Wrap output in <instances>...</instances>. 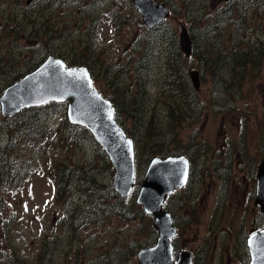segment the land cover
Here are the masks:
<instances>
[{"label":"rangeland","instance_id":"374dc122","mask_svg":"<svg viewBox=\"0 0 264 264\" xmlns=\"http://www.w3.org/2000/svg\"><path fill=\"white\" fill-rule=\"evenodd\" d=\"M162 1L171 15L148 27L133 0H0V93L50 54L88 66L105 96L124 102L126 94L140 104L144 115L125 119L141 135L136 184L154 143L164 147L156 155L191 156L188 184L167 201L177 253L192 250L194 264H248L250 229L264 227L256 204L264 157V0ZM183 26L192 37L190 55L180 46ZM178 46L189 72L200 73L190 96L174 95L168 81ZM254 56L259 63L247 65L245 57ZM67 105L0 113V160L15 170L0 180V264H39L48 248L44 264H140L138 251L158 237L154 217L137 202L139 189L124 199L112 186L113 163L88 128L69 124ZM35 111L40 122L21 129ZM63 165L69 182L60 185Z\"/></svg>","mask_w":264,"mask_h":264},{"label":"water","instance_id":"95a60500","mask_svg":"<svg viewBox=\"0 0 264 264\" xmlns=\"http://www.w3.org/2000/svg\"><path fill=\"white\" fill-rule=\"evenodd\" d=\"M133 2L150 27L171 15L165 1ZM180 46L187 55L192 53V37L186 26L180 33ZM190 76L195 87L199 88V70L192 69ZM50 101L67 102L69 120L91 130L113 163L116 174L112 186L124 199H128L136 182L135 139L117 119L113 101L96 87L90 68L69 65L64 58L50 54L36 69L0 93V113L13 116L24 108ZM190 176L191 160L186 154L155 155L151 158L140 184L137 202L146 213L153 215L158 237L155 244L138 251L140 264H193L192 251L185 249L175 254L172 239L178 229L166 207L168 196L184 187ZM256 179V204L264 214V157L259 162ZM248 245L251 252L249 264H264V227L252 231Z\"/></svg>","mask_w":264,"mask_h":264},{"label":"trees","instance_id":"16d2710c","mask_svg":"<svg viewBox=\"0 0 264 264\" xmlns=\"http://www.w3.org/2000/svg\"><path fill=\"white\" fill-rule=\"evenodd\" d=\"M172 50H173L172 52H173L174 56L170 57V61H169L170 62L169 73H170V76H171L172 80H168V81L171 83L172 86L175 87V89H174L175 90V94L174 95L182 93V95H184V96H190L188 94V91L195 93V88H194V85H193V82H192V79H191V76H190V72H189L187 66L184 64V60L180 57V55H178L179 46L175 48V51H174V48H172ZM245 59H246L247 65H248V61L249 60H252L253 62H258L259 63V58H257L256 56H254V57H245ZM252 65H255V63L252 64ZM241 67H243V68L246 67V64L244 65L242 63ZM18 78H19V76L15 77L12 81H14V80H16ZM180 85L182 86V89H180ZM110 98L112 99V101L114 102V104L116 106V116H117V118L120 120L121 117H123V120L122 121L120 120L121 123L124 125L126 130L130 134L132 133L133 136H134V139H135V142H136L135 144H136V148H137V150H136V156H137V153H138L137 145H140V141H141L140 140V136H141L140 135V131L137 130V127H134L135 129H133V130L131 128H129V126L125 122V119L132 115V116H135V121H136L138 116L143 114L141 112V110H140V104L139 103L135 104L134 103V99H129L126 94H124V102H122L119 97L115 98L114 96L111 95ZM33 107H39V106H33ZM125 107L128 109L127 113H125V111L123 110ZM38 115H39V111H35L34 112V117H35L34 119H29V118L24 117L23 122L19 123V124H21L20 128L21 129L22 128L31 129V127L37 125L40 122V116L38 117ZM140 119H142V121H144L143 120L144 118H140ZM148 122H149V129H150V128H152V125L155 123L154 117H149L148 118ZM69 124H71L72 126L76 125V124H74L72 122H69ZM173 127H174V124H173ZM137 133H139V134L137 135ZM4 147L5 146H4V142H3V137H2V135L0 133V157H2V160H5V156H4L5 155V152H4L5 148ZM202 147L203 146L201 144V148ZM162 148L164 149L163 144L157 145L156 143H154V147H152V156L156 155L155 151L157 149L162 150ZM153 153H154V155H153ZM172 153L173 152L171 151L170 154H172ZM182 153L187 154L186 152H180V153H177V154H182ZM187 155L191 159V156L189 154H187ZM1 162L2 161L0 160V180L2 178L9 179L10 174L15 172L14 167L13 166L11 167V168H13L12 169L13 172H11V170L8 172V170L5 167V163H1ZM67 170H70V168L68 166L63 165V167L61 168V172L59 174L60 185L69 182L68 177H66V175L68 176V173H69ZM93 180H94V178H93ZM139 187H140V185L136 184L135 190L139 189ZM69 191H70V189L67 192H69ZM58 193H59V191H58ZM60 195H61V193H60ZM150 244L148 246H150ZM44 253L47 254L48 257H45L44 254L41 253L40 254L41 262L39 264H44V262L49 259V256H50L49 248ZM197 261H198V259L196 257V259H194V262L197 263Z\"/></svg>","mask_w":264,"mask_h":264},{"label":"flooded vegetation","instance_id":"af4514ba","mask_svg":"<svg viewBox=\"0 0 264 264\" xmlns=\"http://www.w3.org/2000/svg\"><path fill=\"white\" fill-rule=\"evenodd\" d=\"M258 170V169H257ZM192 172V171H191ZM256 174H257V172H256ZM174 216V215H173ZM174 220H175V218H174ZM257 229H259V228H255V227H252L251 229H250V232H252L253 230H257ZM250 235V234H249ZM248 235V236H249ZM247 240H248V237H247Z\"/></svg>","mask_w":264,"mask_h":264}]
</instances>
